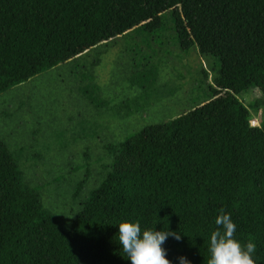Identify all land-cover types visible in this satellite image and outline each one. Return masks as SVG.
Segmentation results:
<instances>
[{
	"label": "trees",
	"instance_id": "16d2710c",
	"mask_svg": "<svg viewBox=\"0 0 264 264\" xmlns=\"http://www.w3.org/2000/svg\"><path fill=\"white\" fill-rule=\"evenodd\" d=\"M166 12L182 51L218 59L212 98L104 150L99 185L63 224L0 140V264H130L118 225L136 220L183 234L163 245L172 264H208L221 209L264 264V123H251L262 107L240 99L264 98V0H0V95L134 28L155 31Z\"/></svg>",
	"mask_w": 264,
	"mask_h": 264
},
{
	"label": "rangeland",
	"instance_id": "374dc122",
	"mask_svg": "<svg viewBox=\"0 0 264 264\" xmlns=\"http://www.w3.org/2000/svg\"><path fill=\"white\" fill-rule=\"evenodd\" d=\"M218 67L196 46L181 50L166 12L155 31L134 28L1 94L0 140L63 224L99 185L90 173L107 162L104 150L209 101ZM240 99L246 106L260 100L251 123L262 126V93L252 88Z\"/></svg>",
	"mask_w": 264,
	"mask_h": 264
},
{
	"label": "clouds",
	"instance_id": "9594fccd",
	"mask_svg": "<svg viewBox=\"0 0 264 264\" xmlns=\"http://www.w3.org/2000/svg\"><path fill=\"white\" fill-rule=\"evenodd\" d=\"M216 229L209 236L211 253L208 264H257L254 258L257 252L256 243L246 244L236 239L237 225L231 214L223 209L215 218ZM118 240L130 264H172L167 259L163 245L169 237L180 241L183 234L177 231L160 230L155 228L143 230L141 222L125 221L118 225ZM179 264H190L186 257L178 258Z\"/></svg>",
	"mask_w": 264,
	"mask_h": 264
}]
</instances>
